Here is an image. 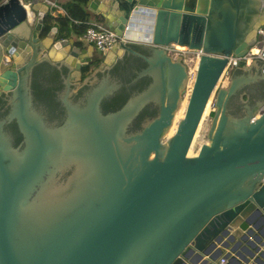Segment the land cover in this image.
Returning <instances> with one entry per match:
<instances>
[{
    "label": "water",
    "instance_id": "obj_1",
    "mask_svg": "<svg viewBox=\"0 0 264 264\" xmlns=\"http://www.w3.org/2000/svg\"><path fill=\"white\" fill-rule=\"evenodd\" d=\"M178 1L86 0L146 38L98 52L73 93L93 45L45 0H0V264H219L237 238L264 264V42L226 59L264 0Z\"/></svg>",
    "mask_w": 264,
    "mask_h": 264
},
{
    "label": "built area",
    "instance_id": "obj_2",
    "mask_svg": "<svg viewBox=\"0 0 264 264\" xmlns=\"http://www.w3.org/2000/svg\"><path fill=\"white\" fill-rule=\"evenodd\" d=\"M52 9L58 8V4L53 0H45ZM87 27L78 37L81 41L85 43L92 44L93 47L98 51L102 52L106 49H110L119 41H123L126 43H131L137 41V39L132 36L135 35L133 32L129 34L123 33L121 37H118L113 31L109 30L103 23L97 20H91L89 22H85ZM264 42V26H260L257 29V40L256 43L249 48V50L242 56L236 57L233 55H229L226 57L227 60H244L247 58H251L257 55V46L256 44ZM165 50H172L178 52H185L191 54H198L201 56L203 53L201 50H190L187 47L172 45L171 47H165ZM219 57L225 58L222 55H217ZM223 262V260H221Z\"/></svg>",
    "mask_w": 264,
    "mask_h": 264
},
{
    "label": "crops",
    "instance_id": "obj_3",
    "mask_svg": "<svg viewBox=\"0 0 264 264\" xmlns=\"http://www.w3.org/2000/svg\"><path fill=\"white\" fill-rule=\"evenodd\" d=\"M69 0H55V2L58 4V8L56 9H52L50 10L51 12V16L53 17V19H51V23H50V26H55V27H58V22L56 20L57 17H62L66 14L63 6L65 3H67ZM85 10L88 14V11L85 7ZM89 15V14H88ZM93 19H90L88 17L87 21H84V22H89ZM48 23V21H47ZM72 29V27H71ZM141 33H142V30H141ZM76 34L74 33H69L68 36H75ZM77 36V35H76ZM146 38V37H144ZM262 230L264 231V227L262 228ZM255 232L258 233V236H261V240L264 241V236L261 235V233L258 232V230L255 229ZM228 236L225 237V239H227ZM249 239H251V241L253 242V240L260 246V244L256 241V237L254 236H251L249 237ZM237 240L240 242V244H238L237 246V241H233L231 242V244H229L228 246H223V249L225 252H230L232 254V256H234L235 259L229 257V256H225L223 255V262L220 261L219 264H239V262H243V257H249L250 255V249L252 247V243L249 242V241H244L242 238H237ZM222 244V243H221ZM261 248H263L262 246H260ZM235 248V249H233ZM235 250V251H233ZM216 251V248L212 251V253H214ZM211 253V254H212ZM258 254V252H256L255 250V256ZM255 256L250 258V261L246 264H251V262L253 264H260L258 260H255ZM205 258H209V256H205L204 258H201V259H197V256L195 254H191L190 255V261H188L189 264H211L213 263L212 261H207L205 262L204 259Z\"/></svg>",
    "mask_w": 264,
    "mask_h": 264
},
{
    "label": "trees",
    "instance_id": "obj_4",
    "mask_svg": "<svg viewBox=\"0 0 264 264\" xmlns=\"http://www.w3.org/2000/svg\"><path fill=\"white\" fill-rule=\"evenodd\" d=\"M86 0H69L64 4L63 8L66 14L62 17H57L58 28L61 31H66L67 36L69 33H74L77 36H80L81 33L87 27L84 21H87L88 14L85 10ZM53 19L52 16H47L46 21ZM72 27V29H71ZM89 71V66L83 67L84 77Z\"/></svg>",
    "mask_w": 264,
    "mask_h": 264
},
{
    "label": "flooded vegetation",
    "instance_id": "obj_5",
    "mask_svg": "<svg viewBox=\"0 0 264 264\" xmlns=\"http://www.w3.org/2000/svg\"><path fill=\"white\" fill-rule=\"evenodd\" d=\"M94 53L95 54L93 55L91 60L81 65L80 72L73 73L74 76L73 93H77L78 89L81 87L82 79H91L92 75L99 69V61L97 60L98 51L95 48H94ZM85 66H89V71L87 75L84 77L83 67ZM5 95L6 93H2L1 96H5Z\"/></svg>",
    "mask_w": 264,
    "mask_h": 264
},
{
    "label": "bare ground",
    "instance_id": "obj_6",
    "mask_svg": "<svg viewBox=\"0 0 264 264\" xmlns=\"http://www.w3.org/2000/svg\"><path fill=\"white\" fill-rule=\"evenodd\" d=\"M180 1H182V2L178 1V3L182 7H186V6L189 7V6H191V3H193V2L196 5L198 2V0H196V1L195 0H180ZM134 34L135 35L132 36L133 38H135L137 40L144 39V36L142 34H139V33H134ZM178 47H179V45H178Z\"/></svg>",
    "mask_w": 264,
    "mask_h": 264
},
{
    "label": "rangeland",
    "instance_id": "obj_7",
    "mask_svg": "<svg viewBox=\"0 0 264 264\" xmlns=\"http://www.w3.org/2000/svg\"><path fill=\"white\" fill-rule=\"evenodd\" d=\"M195 1H196V0H195ZM199 5H200V3H199L198 5H197V4L195 5V4H194V2H193V3H191V6H192V7H194V8H200V6H199ZM224 240H225V238H224ZM232 242H233V241H232Z\"/></svg>",
    "mask_w": 264,
    "mask_h": 264
},
{
    "label": "clouds",
    "instance_id": "obj_8",
    "mask_svg": "<svg viewBox=\"0 0 264 264\" xmlns=\"http://www.w3.org/2000/svg\"><path fill=\"white\" fill-rule=\"evenodd\" d=\"M134 30H136V29H134ZM138 33L141 34L139 31H138Z\"/></svg>",
    "mask_w": 264,
    "mask_h": 264
}]
</instances>
